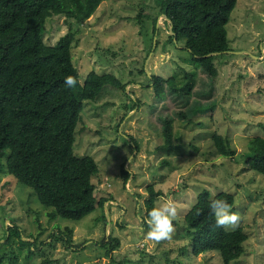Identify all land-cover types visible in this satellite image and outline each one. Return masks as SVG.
Returning <instances> with one entry per match:
<instances>
[{"label": "rangeland", "instance_id": "374dc122", "mask_svg": "<svg viewBox=\"0 0 264 264\" xmlns=\"http://www.w3.org/2000/svg\"><path fill=\"white\" fill-rule=\"evenodd\" d=\"M140 12L149 14L142 22L136 18ZM154 16L160 23L156 33ZM165 21L155 0H104L85 20L71 45L80 81L93 69L127 83L125 90L105 85L94 100L85 101L75 128L73 151L94 158L99 169L92 177L94 193L107 200L79 220L51 219V207L5 164L0 264H222L217 251L193 255L185 232L182 217L203 189L211 196L227 191L235 197L238 226L248 238L233 264H264V174L250 169L243 154L250 138L264 136V0H237L226 24L229 49L214 56L217 74L197 66L188 97L167 86L158 97L149 81L152 74L182 77L194 66L183 63L188 52L181 40L166 42ZM66 31L64 16L52 18L43 40L52 44ZM178 111L187 117L174 118L171 144L177 147L161 148L163 120ZM214 132L228 136L234 153L216 151ZM161 197L174 200L179 214L172 239L157 244L145 238L146 221ZM8 227L19 230L22 240L35 236V249L29 251L33 246L21 244L16 233L6 241ZM110 236L118 245L105 253Z\"/></svg>", "mask_w": 264, "mask_h": 264}, {"label": "trees", "instance_id": "16d2710c", "mask_svg": "<svg viewBox=\"0 0 264 264\" xmlns=\"http://www.w3.org/2000/svg\"><path fill=\"white\" fill-rule=\"evenodd\" d=\"M102 1L0 0V169L6 164L9 174L33 188L38 201L51 207L47 212L51 219L60 216L79 220L96 205L103 207L107 200L97 198L94 193L92 177L99 171L94 158L77 156L73 151L75 128L84 102L94 100L105 85L125 90L127 84L113 73H98L93 69L81 82L72 59L71 45L76 34L82 31L85 20ZM155 2L158 13H165L170 20L176 41L181 40L182 49L188 52V57L182 58L183 63L188 61L194 66L191 70H183L182 77L178 73L168 77L152 74L149 81L158 97L164 96V86L176 95L188 97L192 93L197 66L211 76L217 74L214 56L229 49L226 24L237 0ZM59 16H64L67 31L54 43L47 44L43 40L46 23ZM143 16L149 14L140 12L136 18L142 22ZM155 22L156 16L153 21L156 33ZM176 41L173 34H167L166 42L174 44ZM209 52L217 53L203 56ZM68 76L76 78L75 87L65 85ZM138 102L136 99L134 104ZM175 116L187 117L185 111H178L164 118L161 148L177 147L171 144ZM212 138L220 154L234 153L228 136L214 132ZM243 154L250 169L264 174V136L250 138ZM123 176L126 179L129 175L123 172ZM148 190L152 191L150 185ZM214 199L227 201L236 212L232 193L220 191L211 196L208 189H203L182 217L185 232L193 255L217 251L222 264H233L243 254L248 236L241 225L234 229L215 227L210 210ZM7 230L6 241L16 233L21 244L33 246L29 251L35 249V236L31 241L22 240L19 230L13 227ZM107 240L109 247L105 253L118 245V239L113 243L112 236ZM117 264H124V260Z\"/></svg>", "mask_w": 264, "mask_h": 264}, {"label": "clouds", "instance_id": "9594fccd", "mask_svg": "<svg viewBox=\"0 0 264 264\" xmlns=\"http://www.w3.org/2000/svg\"><path fill=\"white\" fill-rule=\"evenodd\" d=\"M64 83L67 87L72 88L78 82L75 77L68 76L65 78ZM160 200L162 202L148 212V220L146 221L148 230L145 238L157 244L172 239L175 232L173 222L178 218L179 214L174 200L163 197ZM210 210L215 218V227L217 228L234 229L240 222L239 214L232 211L231 205L225 200L214 199L210 204Z\"/></svg>", "mask_w": 264, "mask_h": 264}, {"label": "water", "instance_id": "95a60500", "mask_svg": "<svg viewBox=\"0 0 264 264\" xmlns=\"http://www.w3.org/2000/svg\"><path fill=\"white\" fill-rule=\"evenodd\" d=\"M162 15L169 22V25H168L169 33L173 34V39H174V41H176V36H175V34H174V32H173V30L171 28V22H170V20L167 18V16H166L165 13H163ZM156 26L158 27L159 26V23H156ZM216 53L217 52H209V53L204 54L203 56L213 55V54H216ZM107 217H108V214H107ZM108 222H109V220H108Z\"/></svg>", "mask_w": 264, "mask_h": 264}, {"label": "bare ground", "instance_id": "6f19581e", "mask_svg": "<svg viewBox=\"0 0 264 264\" xmlns=\"http://www.w3.org/2000/svg\"><path fill=\"white\" fill-rule=\"evenodd\" d=\"M160 24V23H159Z\"/></svg>", "mask_w": 264, "mask_h": 264}]
</instances>
